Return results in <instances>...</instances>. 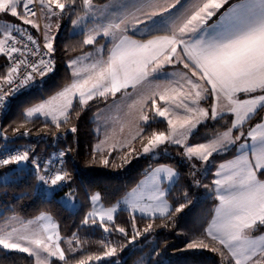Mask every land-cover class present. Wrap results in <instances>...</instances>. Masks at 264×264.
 Instances as JSON below:
<instances>
[{
  "label": "snow or ice",
  "instance_id": "obj_1",
  "mask_svg": "<svg viewBox=\"0 0 264 264\" xmlns=\"http://www.w3.org/2000/svg\"><path fill=\"white\" fill-rule=\"evenodd\" d=\"M112 8L119 11L110 12ZM77 9L84 16L73 20V25L84 17H104V23H94L81 33L82 44L94 46L97 55L86 67L78 65L91 53L69 61L72 82L27 108L25 117L42 116L60 128L61 123L66 124L71 118L74 98L83 111L97 98L107 100L117 93L132 97L138 86L154 84L155 90L147 95L139 94L130 105L140 104L139 120L144 125L157 118L167 122L166 131L150 133L137 125L132 140L140 138L144 154L155 156L160 146L173 144L183 148V156L191 162L192 168L195 169L199 162L206 170L214 155L226 154L233 148L238 152L235 159L221 163L215 172L210 192L218 204L204 231L205 238L193 239L187 248L208 249L205 239L210 238L220 245L210 249L220 256V264H264V235L252 238L253 232L264 228V123H258L246 134L242 130L250 114L264 111V0H238L232 4L229 0H193L190 5H185L182 0H112L103 6L95 4L94 0H0V14H8L21 22L0 28V55L6 57L8 63L4 73L0 74V108L7 106L9 96H15L33 84L36 76L43 78L55 70L52 59L54 37L50 35L52 22ZM41 19L45 21L43 47L47 50L44 53L49 57L47 60L40 56V46L32 33L23 27L31 26L41 31ZM14 33L25 37L28 43H23ZM98 37L108 39L101 44ZM29 56L40 58L33 62ZM169 65L183 66L179 77L171 73V78L156 82L158 75L169 76L166 72ZM129 89L133 91L129 92ZM221 98L226 102L224 108L218 107ZM202 101H211L210 108L201 107ZM224 111L235 116L230 127L217 132L206 143H188L198 125L224 119ZM75 114L78 118L80 112ZM70 130L76 132L75 127ZM234 130L239 135L234 136ZM245 137L251 138L250 146ZM242 138H245L244 142H241ZM0 139L7 140L8 137L0 133ZM123 148H127L129 154L136 151L128 143L121 145ZM112 150H117L115 144ZM64 155V151L59 153L61 158ZM28 161L35 169L36 179L49 186L45 189L49 196L70 181L66 170L49 167L51 161L42 167L38 158L30 157V150H15L12 154L5 146L0 155V168L19 166ZM104 163L108 164V160ZM222 170H227V174ZM161 174L169 181L178 176L170 166L153 168L146 180L141 181L143 187L137 185L116 206L94 208L86 213L81 226L99 227L104 233L114 231L127 237L126 229L114 220L118 209L127 211L131 216L133 236L129 243H132L141 235L136 227V213L141 214V218L159 215L171 220L173 212H181L192 202L185 192V203L173 210L168 202L171 188L163 185ZM196 184L199 186V181ZM61 199L74 203L71 191ZM90 199L96 203L101 197L94 194ZM121 203L123 208H120ZM37 219L51 221L45 214ZM33 223L29 220L21 228L11 231L0 229V246L27 253L35 258V264H51L52 257L69 264L60 246L57 226L49 222L30 229L28 225ZM152 227L149 223L143 231L148 232ZM73 242L77 248L71 251L75 253L80 245L75 233L69 243ZM101 243L103 257L117 254V246L112 242ZM101 259L102 256L89 255L78 264Z\"/></svg>",
  "mask_w": 264,
  "mask_h": 264
},
{
  "label": "trees",
  "instance_id": "obj_2",
  "mask_svg": "<svg viewBox=\"0 0 264 264\" xmlns=\"http://www.w3.org/2000/svg\"><path fill=\"white\" fill-rule=\"evenodd\" d=\"M94 1L101 3L106 0ZM81 13L77 9L71 15L63 17L64 23L53 41L55 71L43 77L38 86L12 96L10 104L0 108V133L8 137L7 140L0 139V148L33 143L39 152L61 149L66 154L63 169L69 173L70 181L53 197L45 199L36 193L39 181L36 179L35 169L29 164L0 168V223L15 214L23 218H34L40 213L50 214L58 222L63 238L62 244L67 247V242L73 241L74 233L79 237L80 245L77 251L75 253L70 251L66 256L69 264H78L79 260L86 259L89 255H99L103 258L102 241L116 245L117 254L113 257H104L101 264H135L147 251L150 254L146 264H220V256L210 250L213 247H220L217 241L206 238L208 249H188L187 244L195 238H205L204 231L218 204L215 195L210 192L216 168L221 161L235 153V148L226 154L214 155L210 158L206 170L199 162L195 169L192 168L191 162L183 156V148L176 145H166L170 150L169 154L147 157L142 152V142L139 137L132 146L136 151L130 154L127 148L105 151V153L99 151L96 146L100 140V133L94 115L112 100V96L107 100L97 98L90 101L83 111H80L75 100L69 122L61 123L60 128H56L50 120L45 121L42 117H25L27 108L52 96L71 82L69 61L94 48L92 45L82 44L84 37L81 33L71 32L72 21ZM99 39L100 43H105L104 39ZM6 61L7 58L0 55V74L4 73L8 66ZM77 111L80 112L78 118L75 114ZM146 111L152 116L151 111L148 109ZM263 114L264 111H259L252 116L243 130L260 120ZM223 116L222 120H208L201 124L191 135L190 141L194 144L203 143L217 132L225 131L231 126L233 116L230 113ZM72 127L76 128V132L70 130ZM143 127L146 133L153 130L166 131L167 122L163 118H157L156 121L150 120L148 125L143 124ZM17 129L19 131H16ZM24 132L28 135H22ZM238 133L235 130V134ZM105 159L108 160V164L104 163ZM162 163L173 166L179 173L168 196L172 209L185 203V192L192 202L181 212H173L171 220L162 217L141 218V215L136 214V227L141 235L132 243H129L133 236L131 216L127 211L118 210L114 216L115 223L126 229L127 237L114 231L104 233L99 227L81 226L85 214L92 210L90 199L92 195L98 193L104 205H114L123 199L155 165ZM196 181H199V186ZM206 185L208 187H205ZM70 191L78 202L75 210L60 199ZM149 223L152 224V229L144 232ZM263 231L264 228H261L253 234ZM71 244L73 249L77 248L75 242ZM50 262L63 264L58 257L52 258ZM96 262L89 261L88 264ZM0 264H35V259L27 253L8 251L0 247Z\"/></svg>",
  "mask_w": 264,
  "mask_h": 264
},
{
  "label": "crops",
  "instance_id": "obj_3",
  "mask_svg": "<svg viewBox=\"0 0 264 264\" xmlns=\"http://www.w3.org/2000/svg\"><path fill=\"white\" fill-rule=\"evenodd\" d=\"M111 2H112V0H106V1L101 2V3L94 1L95 4L100 5V6L109 4ZM237 2H238V0H229V4L237 3ZM182 3H184L185 5H190L191 3H193V0H182ZM226 7H227V5H226ZM118 11H119V9H117V8L110 9V12H118ZM82 16H84L83 12L80 15L76 16L74 18V20H78V17H82ZM43 21H44L43 19H41L39 21L40 25H41V22H43ZM104 22H105L104 17H100V16H96L95 18H93L91 16L84 17V19L82 21H78L77 25H73V23H72L71 32L72 33H82L84 31H86L87 28H91L94 23H104ZM42 25H43V23H42ZM42 25H41V31H42V34H43V26ZM37 32L39 33L40 31H37ZM50 35L53 36L54 38L56 36V34H54V31H51ZM98 39H99V37H98ZM103 39L106 41L108 38H103ZM89 53H91V56L88 59H81L78 67H86L87 64L91 62V59L97 55V53L95 51V48H93L92 50H90V51H88V52H86L84 54L78 55V56L73 58V59L82 58L86 54H89ZM73 59H71V60H73ZM182 70H183V66L182 65H178V66L169 65V66H166V72L169 74V76L158 75L157 78H156V82H161L163 80L171 78V75H170L171 73H176L177 74V78H178L179 74H180V72ZM71 82H72V80H71ZM39 84H40V77L36 76V80H35V82L33 84H31L32 85L31 88H34V87L38 86ZM24 90H28V89H21V91H24ZM153 90H155V85L154 84L144 83V84L138 86V88L136 89V91H135V93L133 94L132 97H129L126 94L117 93L116 96L113 97L110 102L106 103L99 110H97V112L94 115V119L96 121L97 130L100 133V140H99V143L97 144V146L99 148V151H112V145L113 144L116 145L117 150H120L121 149V145H123L125 143L130 144L131 147L133 146V144L135 143V141L138 138L133 141L132 140V136L135 135V133L137 131V125L138 124L143 127V122L139 120L140 107H141L140 104H136L134 107H130V105L132 104V100L134 98H136L139 94L147 95V94H150ZM132 91H133L132 89H129V92H132ZM75 100L76 99L74 98L73 102ZM221 100H223V98H221ZM158 103L162 104L163 102L162 101H158ZM210 106H211V101H207V102L202 101L201 102V107L210 108ZM227 113H229V112H226L224 114H227ZM262 117H264V114H263ZM262 117H261L260 120L248 125L247 128L243 130L244 125L248 122L247 121L242 126V130L248 132L249 130L254 128L258 123H264V119H262ZM233 119H234V117H233ZM258 131H261V130H258ZM234 132H235V130H234ZM245 138H246V141H247L248 145L250 146L252 144L251 138L250 137H245ZM245 138H243L241 142H244ZM236 155H238V152L235 149V153L231 157L221 161L219 163V165L221 163H225L226 164L228 161L235 159ZM160 165L170 166L178 173V171L173 166L168 165V164H164V163L157 164L153 168L159 167ZM218 166L216 168V171L219 170ZM222 171H224V173L227 174V170H222ZM147 174L139 181V183L137 185H141V181L146 180ZM178 176H179V173H178ZM178 176L174 177L172 181H169V180H167L165 178L164 174H161V180H162L163 185L166 186V187H170L171 188V186L178 179ZM137 185L134 188H136ZM141 187H143V185H141ZM131 190L129 192H131ZM95 194H98V193H95ZM123 199H121L118 202H122ZM117 203H115L114 205L108 206V207L116 206ZM102 204H103L102 200H100V201H98L96 203L92 202V210H93L95 205H97L98 208H99V207H102ZM169 204H170V202H169ZM108 207H106V208H108ZM123 207L124 206L121 203L120 204V208H123ZM41 214H45L48 217H50L51 221L38 220L37 218ZM136 214L141 215L139 213H136ZM214 215H215V213H214ZM214 215H213V217H214ZM13 216H19V215L15 214V215H11L8 218H6L4 221H2L0 223V229H3L5 231H10L12 228H21L22 225L27 224L28 221H26V220H33V219H35L36 220L35 222H37V223H33L31 225H28V227L32 228V229L37 228V227H39L41 225H44V224H47V223L51 222V223H54L57 226V230H58L59 235L61 237L60 246L65 251V255L67 256V254L71 251V249H73L72 244H70L69 242H67V247L64 244H62V239L63 238H62V236L60 234V231H59L58 222L50 214H48V213H40L38 216H36L34 218H23L22 217L23 219H25V221H24L25 223H7V222H9L11 220V218H14ZM157 217H159V215H157ZM213 217H212V219H213ZM212 219H211V221H212ZM211 221H210V223H211ZM10 224L15 225V227H10ZM260 235H264V231L259 233V234H253L252 233V238L255 239L256 237H259Z\"/></svg>",
  "mask_w": 264,
  "mask_h": 264
},
{
  "label": "built area",
  "instance_id": "obj_4",
  "mask_svg": "<svg viewBox=\"0 0 264 264\" xmlns=\"http://www.w3.org/2000/svg\"><path fill=\"white\" fill-rule=\"evenodd\" d=\"M23 27H27L28 30L34 36V38L37 40V43L39 44L40 50H41L40 56H43V58L45 60L49 59L48 56L44 55V53H46L47 50L44 49V47H43L44 40H43L42 31H40L38 33L37 30L34 28H31V26H23ZM14 35H16V37L18 39H20L23 43H28L26 38L21 36L19 33H14ZM29 46L35 47L33 45H29ZM40 56H29V59L32 60L33 62H35L36 60H38L40 58ZM52 59L54 60V69H56L55 57L53 54H52ZM53 72H51V73H53ZM51 73H49V74H51ZM11 97L12 96H9L7 98V100H8L7 106L11 102ZM7 149L10 150L12 152V154H14L15 150H30V157L38 158L42 167L44 164L51 161V164L49 165V167H51L53 169H59V168H63L65 161H66V154L62 158L59 156V153L63 150L52 149L48 152H39V151H37V149L33 143L18 144V145L12 146V147H7ZM3 150H4V148H0V155H3ZM61 161H62V163H61ZM27 163L33 167V165L31 164V161H28ZM38 185H39V189H38ZM38 185L36 186V193L41 195L45 199H49V198L53 197L56 194V192H58V191H55V192L51 193V195L49 196V194L45 191V189L48 188L49 186L43 185V184H41V182H39Z\"/></svg>",
  "mask_w": 264,
  "mask_h": 264
},
{
  "label": "rangeland",
  "instance_id": "obj_5",
  "mask_svg": "<svg viewBox=\"0 0 264 264\" xmlns=\"http://www.w3.org/2000/svg\"><path fill=\"white\" fill-rule=\"evenodd\" d=\"M64 18H65V17H64ZM64 18L52 22V29H51V31H54V34H57L58 31L61 29V27H62V25H63V23H64ZM67 18H68V17H67ZM19 23H21V22L18 21L16 18L11 17V16L8 15V14H0V28L7 27V26H9V25H11V24H19ZM42 23H43V25H44L45 21L41 22V25H42ZM43 25H42V26H43ZM42 79H43V78L40 77V83L42 82ZM31 87H32V85L30 84V85H29L27 88H25V89H29V88H31ZM225 104H226V102H225L224 100H220L218 107H219V108H224ZM226 112H227V111H224L222 114H224V113H226ZM230 114H231V115L234 117V119H235L234 114H232V113H230ZM253 115H254V114H250V116H249L248 119H250ZM35 117H36V116H34V117H32V118H35ZM41 117H42V116H41ZM42 118H44V117H42ZM44 119H45V118H44ZM234 119H233V120H234ZM248 119H246V120L244 121L243 125L248 121ZM49 120H50V119H49ZM243 125H242V126H243ZM198 126H199V125H198ZM198 126H197V128H198ZM196 130H197V129H195L194 132H195ZM194 132H193V133H194ZM244 132H245V134L247 133L246 131H244ZM233 135H234V136L236 135L234 131H233ZM238 135H239V133H238ZM190 137H191V136H190ZM190 137H189L188 143H189L190 145H195L194 143H192V142L190 141ZM242 139H243V138H242ZM206 142H207V141H206ZM206 142H203V143H206ZM166 145H173V144H166ZM166 145H162V146H160V148H158V149L156 150V155H155V156H153V155H151V154H144V155L147 156V157H151V158H152V157H160V156L163 155V154H169V153H170V150L167 148ZM96 149L99 150L98 146H96ZM102 152L105 153V151H102ZM4 178L7 179L8 177H4ZM65 195H66V194H65ZM65 195H63L62 197H64ZM73 196H74V195H73ZM62 197H61V198H62ZM61 198H60V199H61ZM61 200H62V199H61ZM62 201H63L68 207H70V208L73 209V210H75V209L78 207V202H77L75 196H74V203H73V202H68V201H65V200H62ZM102 207L106 208V207H108V206L102 204ZM94 208H98V206L95 205ZM94 208H93V209H94ZM13 217H14V218H11V220H10L9 222H7V223H25V222H24L25 219H23L22 217H20V216H13ZM26 221H29V220H26ZM32 221H34V223H37V222H35V221H36L35 219H33ZM10 227H15V225L10 224ZM30 229H32V228H30ZM11 230H12V229H11ZM11 230H10V231H11ZM0 247H2V246H0ZM6 250H8V251H13L12 249H6ZM149 254H150L149 251L144 252V253L141 255V257L135 262V264H140L141 261H142V264H146L147 259L149 258ZM52 258H54V257H52ZM52 258H50V261H51ZM34 259H35V258H34ZM103 260H104V257H103L100 261H97L95 264H101Z\"/></svg>",
  "mask_w": 264,
  "mask_h": 264
},
{
  "label": "water",
  "instance_id": "obj_6",
  "mask_svg": "<svg viewBox=\"0 0 264 264\" xmlns=\"http://www.w3.org/2000/svg\"><path fill=\"white\" fill-rule=\"evenodd\" d=\"M27 165V162H24V163H22L21 165H19V166H26Z\"/></svg>",
  "mask_w": 264,
  "mask_h": 264
}]
</instances>
